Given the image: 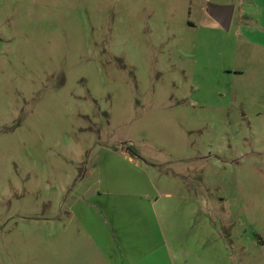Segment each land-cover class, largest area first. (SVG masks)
Masks as SVG:
<instances>
[{"label": "rangeland", "instance_id": "374dc122", "mask_svg": "<svg viewBox=\"0 0 264 264\" xmlns=\"http://www.w3.org/2000/svg\"><path fill=\"white\" fill-rule=\"evenodd\" d=\"M138 187L264 264V0H0V264H109L85 204Z\"/></svg>", "mask_w": 264, "mask_h": 264}, {"label": "crops", "instance_id": "0c3cea01", "mask_svg": "<svg viewBox=\"0 0 264 264\" xmlns=\"http://www.w3.org/2000/svg\"><path fill=\"white\" fill-rule=\"evenodd\" d=\"M189 195L184 192L169 202L153 187L99 190L85 204L97 223L85 212L83 223L109 264H214L218 234L214 213L209 204ZM220 243L222 250L227 249L225 240Z\"/></svg>", "mask_w": 264, "mask_h": 264}, {"label": "water", "instance_id": "95a60500", "mask_svg": "<svg viewBox=\"0 0 264 264\" xmlns=\"http://www.w3.org/2000/svg\"><path fill=\"white\" fill-rule=\"evenodd\" d=\"M210 13L212 18L217 21L222 26V28H224L225 30L230 29L234 16V6L211 5Z\"/></svg>", "mask_w": 264, "mask_h": 264}]
</instances>
